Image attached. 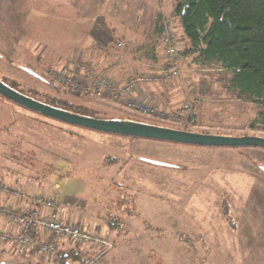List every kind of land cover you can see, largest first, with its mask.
Masks as SVG:
<instances>
[{
    "label": "rangeland",
    "instance_id": "1",
    "mask_svg": "<svg viewBox=\"0 0 264 264\" xmlns=\"http://www.w3.org/2000/svg\"><path fill=\"white\" fill-rule=\"evenodd\" d=\"M175 4L0 0V80L39 102L56 98L83 105L103 120L216 137L264 138V108L240 96L232 87V74L217 63L202 64L195 56L183 55L186 42L172 18ZM164 24L175 37L181 76L141 85L133 97L139 100L143 86L165 89L170 99L162 95L140 100L153 101L164 115L137 113L122 98L75 95L59 79L61 72L77 67L121 84L157 75L167 67L159 33ZM186 103L192 104L193 120ZM10 124L18 128L12 127L16 138L9 128L0 142L11 148L23 134L21 150L42 146L34 153L46 155L48 161L58 151L55 135H64L72 175L53 177L51 183L36 181L33 168L11 160L0 179V203L19 209L34 196L54 199L59 219L82 224L113 245L101 264H264V149L100 133L0 96V128ZM56 185L58 193L53 191ZM2 186L7 191H1ZM1 222L6 221L0 220V227ZM5 251L0 249V257L16 256ZM54 259L36 257L39 264H55Z\"/></svg>",
    "mask_w": 264,
    "mask_h": 264
},
{
    "label": "trees",
    "instance_id": "2",
    "mask_svg": "<svg viewBox=\"0 0 264 264\" xmlns=\"http://www.w3.org/2000/svg\"><path fill=\"white\" fill-rule=\"evenodd\" d=\"M172 18L178 21L183 40L186 42L184 56H195V60L202 64H219L223 70L232 74V87L238 90L240 96L264 108V0H176ZM165 30L166 25H161L159 33L164 35ZM6 85L20 92L13 85ZM74 94L72 95L75 96ZM28 97L36 99L33 96ZM42 103L69 113L101 119L85 106L70 100L50 98ZM11 125L0 128V135L10 128V136L16 138L12 134H16L13 129L17 126ZM55 136L58 137L55 141L58 143L59 152L56 150L53 153V161H48L46 155L38 156L34 153L42 146L34 145L30 151H22L25 137L23 134L17 136L18 141L14 142L16 147L8 148L6 143L0 142V179L8 162L16 159L18 165H25L27 169L33 168L36 181L50 180L51 183L53 177H68L69 173L72 175L69 172V154L62 146L66 137ZM48 143L52 146L55 142L48 140ZM30 204L35 208L33 202ZM63 218L60 216L63 223L80 225L87 230L82 224H75ZM90 254L87 248L72 247L59 242L54 263L80 264Z\"/></svg>",
    "mask_w": 264,
    "mask_h": 264
},
{
    "label": "built area",
    "instance_id": "3",
    "mask_svg": "<svg viewBox=\"0 0 264 264\" xmlns=\"http://www.w3.org/2000/svg\"><path fill=\"white\" fill-rule=\"evenodd\" d=\"M171 27L166 25L162 38V45L166 54L167 67L163 71L153 74H144L128 83L121 84L111 80L107 75L93 73L86 67H77L61 72L59 79L73 93L83 96H109L114 99H126L127 106L137 113L155 116L162 114L153 101L143 103L134 99L138 87L147 83L170 82L181 76L177 67L179 51L175 43ZM130 97L131 99H129ZM189 120L195 118L192 104L186 103ZM1 191H7L2 186ZM58 193L59 186L53 188ZM35 208L24 211L5 204H0V220L16 228L15 232H7L0 228V246L10 252L36 254L39 259H51L57 252L58 243H67L72 247L87 248L93 253L84 258L80 264H101L104 255L113 245L105 236L92 233L80 225L63 223L55 214V200L44 196H34L32 199Z\"/></svg>",
    "mask_w": 264,
    "mask_h": 264
},
{
    "label": "water",
    "instance_id": "4",
    "mask_svg": "<svg viewBox=\"0 0 264 264\" xmlns=\"http://www.w3.org/2000/svg\"><path fill=\"white\" fill-rule=\"evenodd\" d=\"M33 76L36 74L32 73ZM37 77V76H36ZM0 95L11 102L42 116L76 127L118 136L146 140L164 141L203 147H250L264 149V138L258 137H216L188 131L167 129L135 122L103 120L85 117L56 109L34 100L12 89L0 80ZM153 164H158L154 163Z\"/></svg>",
    "mask_w": 264,
    "mask_h": 264
},
{
    "label": "crops",
    "instance_id": "5",
    "mask_svg": "<svg viewBox=\"0 0 264 264\" xmlns=\"http://www.w3.org/2000/svg\"><path fill=\"white\" fill-rule=\"evenodd\" d=\"M92 67L94 68L95 66L93 65ZM140 90H141V96H139V98H138L139 100H147L148 99V98H146L147 96L161 97L162 95L166 96L168 99L171 98L170 95L168 94V91H166L165 89L160 91V89L156 88V87H147L146 88L145 86H143V87H141ZM4 200H8V199H4ZM12 203H13V201H12ZM19 208L28 211V210L33 209V205H31L30 203L24 202V203H22V206H20ZM2 224H1L2 226L0 228L3 229L4 231H7V232H15L16 231V228L14 226H11L9 224L7 225L6 222L5 223L3 222ZM0 249H1V252L7 253V251H5V250H7L6 248L1 246ZM89 251H91V250H89ZM90 253L92 254L93 252L91 251ZM15 255H16L15 257H0V259H1L0 264H39L38 263L39 261L36 260V257H32L33 255H31V254L25 253L24 255H22V253H19V254H15ZM34 261H36V263H33Z\"/></svg>",
    "mask_w": 264,
    "mask_h": 264
}]
</instances>
